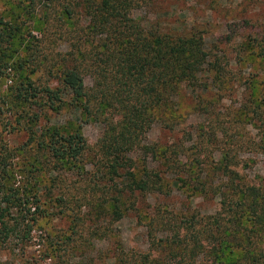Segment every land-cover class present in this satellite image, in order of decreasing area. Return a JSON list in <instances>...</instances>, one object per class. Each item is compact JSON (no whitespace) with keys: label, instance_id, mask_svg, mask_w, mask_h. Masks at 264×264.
Wrapping results in <instances>:
<instances>
[{"label":"rangeland","instance_id":"rangeland-1","mask_svg":"<svg viewBox=\"0 0 264 264\" xmlns=\"http://www.w3.org/2000/svg\"><path fill=\"white\" fill-rule=\"evenodd\" d=\"M61 10L58 1L0 0V17L18 27L0 37V205L7 197L12 201V231L0 237V264H264V222L253 226V213L245 205L234 210L229 202L233 184L264 192V0H154L136 8V17L162 32H200L215 64H205L167 112L183 114L184 122L174 131L151 123L145 137L159 146L181 140L185 159L212 184L199 192L178 182L169 197L133 198L131 209L141 212L109 215L81 205L77 186L86 173L58 167L38 144L46 128L57 126L65 133L78 129L93 147L102 124L87 120L68 95L67 103L54 108L41 95L16 96L26 78L39 87L60 86L59 67L73 43ZM84 79L93 82L89 75ZM92 163L90 155L83 157L86 171ZM156 206L182 211L177 222L188 251L177 244L180 239L166 241L174 230L160 224ZM185 207L192 217L183 214ZM194 225H209L213 233L194 234ZM215 226L229 238L223 240ZM149 228L157 234L155 243Z\"/></svg>","mask_w":264,"mask_h":264},{"label":"trees","instance_id":"trees-1","mask_svg":"<svg viewBox=\"0 0 264 264\" xmlns=\"http://www.w3.org/2000/svg\"><path fill=\"white\" fill-rule=\"evenodd\" d=\"M36 1L29 0L32 5ZM53 1L60 2L61 14L65 16L64 33L73 40L59 67L60 86L39 87L26 78L17 88L16 96L28 99L41 95L49 102L48 106L54 108L67 103L65 96L68 95L69 104L80 109L87 120H98L102 124V136L93 147L78 129L65 133L57 126L46 128L38 141L39 147L58 167L72 166L78 174L86 173L77 186L80 197L85 200L81 205L96 211L97 215L121 214L128 210L141 212L138 206L131 209L133 198L146 194L154 198L169 197L178 182L205 192L212 183L202 177L189 157L185 159V144L181 140L177 138L164 146L149 145L145 141L151 123L158 122L174 131L178 122H184L179 119L183 114L167 112L175 105L185 85L198 81L205 64L215 65L207 59L201 33L162 32L135 16L136 8L148 7L154 0H49ZM47 4L50 3L44 6ZM17 28L0 17L1 39L5 40L4 36ZM30 56L33 57V53ZM85 75L92 78L91 85L86 84ZM200 143L201 138L196 148H201ZM141 154L145 159L138 158ZM85 155L93 159L89 171L82 164ZM229 188L232 190L229 202H235L234 210L245 205L253 213L252 225L263 223L264 192L237 184ZM8 198L5 206L0 205V237L3 238L12 231L8 222L12 201ZM161 208H153L154 216L163 219L160 224L165 229L174 230L166 241L173 244L180 239L181 243L177 244H182V251H188L189 243L181 234L180 220L177 222L182 211L166 206L161 211ZM184 209L183 214L193 216L188 207ZM155 218L150 221L151 229L157 222ZM208 226L199 230L194 225V234L206 230L213 233ZM150 228L149 234L155 243L157 234ZM225 231L215 226V232L223 240L229 238Z\"/></svg>","mask_w":264,"mask_h":264}]
</instances>
